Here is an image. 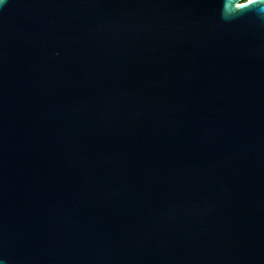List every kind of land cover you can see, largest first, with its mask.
<instances>
[{"label":"water","instance_id":"95a60500","mask_svg":"<svg viewBox=\"0 0 264 264\" xmlns=\"http://www.w3.org/2000/svg\"><path fill=\"white\" fill-rule=\"evenodd\" d=\"M223 7L0 0V264H264V13Z\"/></svg>","mask_w":264,"mask_h":264},{"label":"clouds","instance_id":"9594fccd","mask_svg":"<svg viewBox=\"0 0 264 264\" xmlns=\"http://www.w3.org/2000/svg\"><path fill=\"white\" fill-rule=\"evenodd\" d=\"M256 8H258L260 12L264 13V0H252L251 4H246V7L240 9L237 12L248 11V10H252V9H256ZM237 12H233L231 14H227L225 12V10H224V7H223L222 16L227 19V18L231 17L232 15H234Z\"/></svg>","mask_w":264,"mask_h":264},{"label":"snow or ice","instance_id":"6c2138e0","mask_svg":"<svg viewBox=\"0 0 264 264\" xmlns=\"http://www.w3.org/2000/svg\"><path fill=\"white\" fill-rule=\"evenodd\" d=\"M252 3V0H245V4H251ZM243 5L241 4H237V7H241Z\"/></svg>","mask_w":264,"mask_h":264}]
</instances>
